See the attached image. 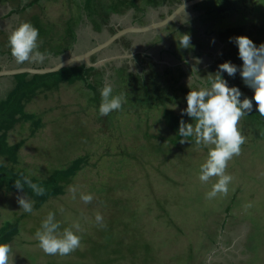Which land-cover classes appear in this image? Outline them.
Segmentation results:
<instances>
[{
    "label": "rangeland",
    "instance_id": "1",
    "mask_svg": "<svg viewBox=\"0 0 264 264\" xmlns=\"http://www.w3.org/2000/svg\"><path fill=\"white\" fill-rule=\"evenodd\" d=\"M71 2L44 0L41 6L25 12L21 21L31 22L35 15L41 16L45 23L43 26L54 32L50 44L59 47V37L68 26L66 21L77 22L72 15V12H77V6ZM193 8L182 14L174 26L171 24L167 30L158 32L163 38L169 36L165 43L155 47L156 51H151L157 61L162 62L159 69L166 70L163 66L167 62L169 66H179L176 58L163 51L166 47L175 48L176 43L183 39L185 32L179 34L177 29L185 24L190 28L186 34L191 36L188 49L192 52V46L204 45L202 57L190 55L194 69L215 65L218 70L219 53L228 45L224 41L226 37H223L226 30L241 28L256 38L257 28L262 24L264 0H260L254 13H234L206 21L194 20L200 12ZM166 15H169L168 7L150 10L142 23L158 22ZM133 25H138L134 11L114 16L111 21L115 30ZM79 35L82 44L77 46L78 52L73 51L64 57L83 54L111 36L107 30L100 34L86 24L81 27ZM127 37L134 41L142 36L134 34ZM145 37L154 41L149 38L151 34ZM147 42L140 45L135 42L136 47L133 46L131 52L110 47L98 53V59L115 57L109 61L112 65L127 63L133 67L131 61L135 54L145 52ZM132 55V58L125 57ZM60 60L58 58L55 62ZM231 62L238 68L243 64L242 60ZM182 71L187 72L188 68L184 67ZM178 73L175 72V76ZM223 74L229 77L227 73ZM191 77V86L195 90L201 84L199 76L188 74L180 79V84L190 89ZM230 80L241 88L245 96H254V92L244 85L239 71ZM106 83L113 84V81ZM90 93L83 84H63L58 91L37 96L26 105V111L40 116L42 127L33 135L30 122L19 123L8 135L10 145L25 142L19 152L20 167L31 176L45 178L52 169L66 166L80 156H87L89 160L69 187L77 188L75 199L68 189L65 196L50 200L38 210L34 205L33 212L26 213L18 204V197L23 194L0 192V226L10 221L18 223L20 228V234L11 243L12 264H87L90 261L96 264L97 254L89 251L93 242L103 240V229L95 222L97 213L103 215V224L115 222L118 225L115 230L117 236L123 237L124 233L119 232L129 230L125 237L127 243L133 231L140 243L150 247V256L139 247L138 254H130L119 264H264V130L255 133L256 136L252 133L245 135L241 153L229 161L226 169L233 176L227 195L220 194L208 200L206 193L218 179L213 177L207 183L199 180L200 166L207 159L208 148L191 141L173 146L169 139L174 134L161 122L157 110L147 114L141 109L128 111L124 105L120 111L111 113L109 124H106L89 102ZM176 95L179 99L171 108L181 113L187 107L186 97L181 92ZM246 117L239 124L242 134L245 133ZM152 145L156 152H151ZM81 193L92 194V203L85 204L80 199ZM230 206L233 210L227 213ZM49 212L56 214L61 232L75 223L81 226V245L69 255H47L38 245L35 234ZM126 226L130 228L126 229ZM81 254L88 257H81Z\"/></svg>",
    "mask_w": 264,
    "mask_h": 264
},
{
    "label": "trees",
    "instance_id": "2",
    "mask_svg": "<svg viewBox=\"0 0 264 264\" xmlns=\"http://www.w3.org/2000/svg\"><path fill=\"white\" fill-rule=\"evenodd\" d=\"M43 1L29 0L28 5L20 11H26L34 6H41ZM188 1L192 0H81V2L79 0H72L71 3L77 6V12L75 14L72 12L77 22L74 24L72 21H69L70 19L66 21L68 26L67 28L65 27L66 31L64 32V29L59 37L61 39V46L59 47H54L50 44V41L54 39V32L51 28L48 30L43 26L45 23L41 16L35 15L31 19L32 23L27 21L24 23H30L39 30L40 50L42 52L46 51L49 55L61 57L73 52L77 48L79 44V31L85 24L86 26L90 25L97 33L102 34L104 30H107L113 36L119 31L111 27V21L114 16H122L129 11H134L136 24H138L134 26H147L149 24L144 25L142 22L150 10L168 7L169 15H171L179 6ZM9 2H16V0H0L2 4ZM259 4L260 0H207L193 8V10L200 12L194 20L206 21L220 19L225 15H232L234 13H254ZM72 15L71 18L73 20ZM169 15H166L164 19ZM260 21L262 24L257 28L256 38L252 37V35H247L241 28H229L226 30L223 37H226L224 41L228 45L220 56L219 65L232 60H240L238 57V47L234 43V38L237 36H248L257 46L264 43V13L261 15ZM181 30H184V28ZM230 38H233L231 42ZM133 45V39L126 36L111 47L119 48L124 52H131ZM198 50L193 51L197 56L199 55L197 53ZM176 54L179 55L180 53L177 51ZM98 55L100 54H96L91 58L92 63H98L100 61ZM130 60H127V62ZM47 61L49 60L47 59ZM131 62L134 63L133 67L127 63L121 67L109 63L99 68H89L83 63L78 66L65 68L58 73L46 75H16L14 77V89L6 99L0 100V192L20 193L23 195L26 193L27 198L34 201L35 209L38 210L50 200L65 196L79 172L88 165V157L80 156L66 166L52 169L45 178L31 176L26 169L20 167L19 152L25 142H20L15 145H10L8 142L9 133L19 123L30 122L33 126V135L42 127L41 117L28 113L26 111V105L43 93L58 91L63 84L70 86L77 84L85 85L91 92L89 94V102L95 106L99 119L109 124L111 114L108 116H100L99 114L101 103L100 90L107 81H113L114 94L124 95L126 98L124 105L128 111L138 112L141 109L148 114L152 110H157L160 114L161 122L174 134L173 138L169 139L170 143L173 146L180 144L181 137L178 135V129L181 119L186 123L193 122L191 118L187 116L182 117L181 113H177L176 110L171 108L172 104L179 99L176 95L178 92L183 93L184 97H186L190 91V89L180 84V79L185 76L181 65L178 67L179 74L175 76V72L169 68L161 72L158 64L148 55H137ZM213 72L216 73L215 68L210 73ZM223 77L228 80L230 86L236 85L230 80V77L224 75ZM256 108L257 106L254 102L253 112L246 117L244 136H249L251 133L256 136L255 133L264 130V116H260ZM190 141L194 143V139L190 138ZM152 151L156 152V148L153 145ZM22 175H30L33 183H37L45 188V194L37 196L27 185L24 186V192L16 189L15 181L20 179ZM232 210L233 207L230 206L227 209V213H230ZM114 223L106 222L101 227L103 229L101 231L103 240L93 242V246L89 251V253L97 254L95 259L98 262L96 264H119V261L123 258L130 257V254L131 256H135L136 252L138 254L137 250L139 247L144 252H147L148 256L151 255L148 244L144 246L143 244L145 243H140L141 241H139L133 231L130 232L132 235L129 234L128 243L125 237L129 230L127 232L126 230L119 232L124 233L123 237L117 236L115 230L118 225ZM129 228L126 226V229ZM19 234V224L6 221L0 226V243L11 244ZM81 255V257H88L87 254ZM191 257L192 259L194 258L192 253ZM87 264L94 263L90 261Z\"/></svg>",
    "mask_w": 264,
    "mask_h": 264
},
{
    "label": "clouds",
    "instance_id": "3",
    "mask_svg": "<svg viewBox=\"0 0 264 264\" xmlns=\"http://www.w3.org/2000/svg\"><path fill=\"white\" fill-rule=\"evenodd\" d=\"M39 35V30L30 23H22L11 33L8 45L18 65L26 62L44 64L49 54L40 50ZM232 40L233 38H230V42ZM234 43L238 47V57L243 62L242 67L238 68L231 61L225 62L219 65L215 75L208 76L207 82H203L202 79L195 90L191 86V77L188 85L190 91L186 96L187 107L182 110L181 116H187L193 122L186 123L181 119L178 129L181 143L190 141L191 138L197 146L208 148L207 159L200 166L199 180L207 183L213 177L218 178L212 185L211 191L206 193L208 200L220 194L227 195L229 191L233 176L226 171L228 163L241 153V147L246 142V137L239 127L241 119L253 112L254 102L260 116H264V43L257 46L250 37L244 35L235 37ZM179 44L182 48H189L191 36L184 34ZM238 71L244 85L254 92L253 97L245 96L239 86H230L222 75L227 73L229 77L235 78ZM100 96V116H108L120 111L126 102L124 95L114 94V87L110 83H106L101 88ZM25 185L37 196L45 194V188L33 183L30 175H22L15 181L16 189L21 192H24ZM69 191L75 199L77 188L73 186ZM80 199L85 204H90L94 196L90 193H81ZM18 204L24 212H33L34 201L27 198L26 193L18 197ZM103 221V215L97 213L96 224L103 227ZM60 229L61 224L57 221L56 214L49 212L35 234L38 245L45 254L66 256L80 247L83 236L79 223L64 228L62 232ZM10 257H12L11 244L0 243V264H12Z\"/></svg>",
    "mask_w": 264,
    "mask_h": 264
},
{
    "label": "flooded vegetation",
    "instance_id": "4",
    "mask_svg": "<svg viewBox=\"0 0 264 264\" xmlns=\"http://www.w3.org/2000/svg\"><path fill=\"white\" fill-rule=\"evenodd\" d=\"M10 3V2H9ZM28 3H29V0H16V2H13V6H14V9L12 10V12L9 14V16H8V18L7 19H9V18H17V20H18V22H15V28H17L19 25H21L22 23H24L23 21H21L22 20V17H23V14L26 12V11H20V10H22L25 6H27L28 5ZM25 4V5H24ZM4 7V6H3ZM10 7H12V6H10ZM1 9H3L2 11H4V12H9V6L8 7H4V8H1ZM7 10V11H6ZM153 11H154V9H153ZM2 14H4V13H2ZM19 16V17H18ZM156 22V21H155ZM152 23H154V22H152ZM152 23H150V24H152ZM149 24V25H150ZM173 24H175V23H173ZM172 24V25H173ZM171 25V26H172ZM170 26V27H171ZM174 26V25H173ZM170 27H168V28H170ZM168 28H166L165 30H167ZM182 28H184V30H181ZM189 27H187L185 24H182L180 27H178V29H177V32L180 34L182 31H184L185 32V34L189 31ZM160 30H156V31H151V32H148V33H146V34H139V35H141L142 37L141 38H138L137 40L135 39L134 40V43L136 42L137 43V45H140L141 43H143V41L145 42H147V45H148V47H145L146 49L144 50L145 52H143V53H137V54H135V56H137V55H148V56H150L152 59H153V61L156 63V64H158L159 66H160V63H162V62H160V61H157V59H156V57H154L152 54H151V51H156V49H155V47L158 45V44H163V43H165L166 42V40H168L169 39V36H167V37H165V38H163V37H161L160 35H158V32H159ZM164 31V30H163ZM165 32H167V31H165ZM148 34H151V37H149L150 39H152V40H154L153 42H151V40H148L145 36L146 35H148ZM158 39V40H157ZM160 39V40H159ZM202 46L200 47V45L199 44H197V45H195V46H192V48H193V51H195V50H198L197 51V53H199V55L197 56V55H195L194 54V52L192 51H190L191 49H188V48H182V46H180L179 45V43L177 42L176 43V45H175V48H173L172 49V47H166L165 49H164V51H163V53H166V54H170L172 57H174V58H176V60L179 62V60H180V62L179 63H182L181 64V67H182V70H183V68L184 67H187L188 68V71L187 72H185L184 71V74H185V76H187L188 74L189 75H193V76H199L198 78V82H199V84L202 82V79H203V82L205 81V82H207V80H208V78L209 77H211V76H209L208 75V73L210 74V72H211V70L213 69V68H215V65H211V66H209L208 68H206V69H200V70H195L194 69V64H193V57L192 56H190V55H193L194 57H202V55H204V53H205V51H204V45L203 44H201ZM134 47H136L135 45H133ZM138 51V50H137ZM179 52L180 54L178 55V54H176V52ZM190 53H192V54H190ZM221 54H222V52H220L219 53V56L218 57H220L221 56ZM63 57H64V55L63 56H61V57H55V56H53V55H48V60L49 61H47V59H46V64L48 65V66H52V67H54L57 63L55 62L58 58H61V60L63 59ZM161 57V56H160ZM179 58H181V59H179ZM110 59H112V61L114 60V59H116L115 57H113V58H110ZM60 60V61H61ZM59 61V62H60ZM218 61V62H217ZM216 62H217V64L219 63V61H220V58L217 60ZM110 63V62H109ZM122 66V65H121ZM121 66H119V67H121ZM217 66V65H216ZM164 68H169V69H171L173 72H178V67H180V64H179V66H175V67H172V66H169V63L167 62V64H165V66H163ZM160 70H162V68L160 69ZM163 71V70H162ZM165 71V70H164ZM218 70H216V72H217ZM3 72V71H2ZM189 72V73H188ZM208 72V73H207ZM179 74V73H178ZM222 75H224V74H222ZM184 76V77H185ZM209 76V77H208ZM225 76V75H224Z\"/></svg>",
    "mask_w": 264,
    "mask_h": 264
},
{
    "label": "water",
    "instance_id": "5",
    "mask_svg": "<svg viewBox=\"0 0 264 264\" xmlns=\"http://www.w3.org/2000/svg\"><path fill=\"white\" fill-rule=\"evenodd\" d=\"M205 1L207 0H192V1L185 2L184 4L179 6L171 15L167 16L165 19L161 21L154 22L144 27L143 26H131V27H127L122 30H119L115 35L110 36L103 43L98 44L97 46L90 49L89 51L83 54H80V55H76V56H72L70 58L64 59L60 63L56 64L54 67L43 68V69L26 68V69H19V70L3 71V72H0V77L1 76H16L20 74L46 75V74L58 73L65 68L72 67V66H78L83 63H85L87 67L89 68H99V67L105 66L112 59H105V60H100L98 63H92L91 58L94 55L106 49H109L117 41H119L120 39L126 36L134 35V34H146L151 31L165 29L169 25L176 23L182 14L188 12L193 7L199 4H202ZM181 9H183V11H181ZM125 57L132 58L133 55L125 56ZM179 64L181 65L182 63H179Z\"/></svg>",
    "mask_w": 264,
    "mask_h": 264
},
{
    "label": "crops",
    "instance_id": "6",
    "mask_svg": "<svg viewBox=\"0 0 264 264\" xmlns=\"http://www.w3.org/2000/svg\"><path fill=\"white\" fill-rule=\"evenodd\" d=\"M3 6L4 7L9 6V9H8L9 12L7 10H6L7 12L2 11L3 9H1V8H4ZM10 6H12V7H10ZM13 9H14L13 2H10L7 4L0 3V72L9 71V70L26 69V68L43 69V68L52 67V66H46V65L37 66L36 64L27 63V62L23 65H18L15 62L14 58L11 55L10 47L8 45V38L11 35V31H13V29L15 28V22H18V20H17V18L7 19L9 14L12 12ZM30 9L31 8L27 9L26 12H28ZM2 13H4V14H2ZM81 42L82 41L80 40V35H79V44L80 45L82 44ZM74 51L78 52L77 48ZM68 56L63 57V59L61 61H63L64 59L72 57L70 55H68ZM74 56H76V55H74ZM44 64H46V60H45ZM14 77L15 76H1L0 77V98H3V96L12 92V90L14 89V86H15Z\"/></svg>",
    "mask_w": 264,
    "mask_h": 264
}]
</instances>
